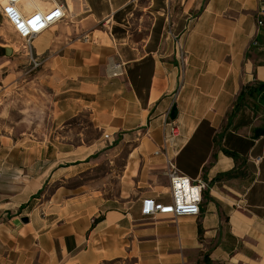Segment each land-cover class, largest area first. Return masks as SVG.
Returning a JSON list of instances; mask_svg holds the SVG:
<instances>
[{
	"label": "crops",
	"instance_id": "1",
	"mask_svg": "<svg viewBox=\"0 0 264 264\" xmlns=\"http://www.w3.org/2000/svg\"><path fill=\"white\" fill-rule=\"evenodd\" d=\"M64 1L66 16L32 41L39 77L62 122L87 111L100 143L121 134L122 150L99 154L120 161L93 187L59 183L27 202L103 147L78 141L48 165L43 142L23 196L0 194V264H264V0ZM168 158L206 182L198 214H141L145 196L170 201Z\"/></svg>",
	"mask_w": 264,
	"mask_h": 264
},
{
	"label": "rangeland",
	"instance_id": "2",
	"mask_svg": "<svg viewBox=\"0 0 264 264\" xmlns=\"http://www.w3.org/2000/svg\"><path fill=\"white\" fill-rule=\"evenodd\" d=\"M4 4L3 0H0ZM63 1V0H58ZM43 7L49 6L47 0H39ZM71 7V0H68ZM26 9L28 8L23 2ZM142 6L135 8V15L142 11ZM19 38L11 26L4 20L0 7V46H18ZM24 54L19 50L9 55L0 49V194L7 191H15L16 200L22 194L27 172L39 170V160L36 157L40 145L48 144V165L56 159V151H66L71 145H86L96 142L97 146L103 145L95 152L97 159H92L89 169L78 175L68 178L51 179L47 177L45 185L40 192L33 193V198L28 200L43 202L54 196L56 185L63 183L65 188H73L81 183L93 187L98 181H102L110 166L118 165L119 159L114 163L109 160V155L99 157L101 152L120 151L121 134L113 135L116 142L100 143L104 140L101 128L94 126L88 117L87 111H81L73 118L62 122L65 116L58 115L54 105L57 102L54 90L47 87L39 77V67H31L25 61ZM114 64V63H113ZM112 64V65H113ZM111 68V65L109 66ZM63 139L70 144H62L57 141ZM72 141V142H71ZM51 142V143H50ZM107 144V146L105 145ZM27 146L32 148V158L25 157ZM9 148L10 152H9ZM29 174V173H28ZM25 188V187H24ZM26 190V189H25ZM21 192V194H20ZM25 193V191H24Z\"/></svg>",
	"mask_w": 264,
	"mask_h": 264
},
{
	"label": "built area",
	"instance_id": "3",
	"mask_svg": "<svg viewBox=\"0 0 264 264\" xmlns=\"http://www.w3.org/2000/svg\"><path fill=\"white\" fill-rule=\"evenodd\" d=\"M0 7L4 20L19 38L18 50L26 56L31 67L41 65L46 57H40L35 53L32 41L38 33L66 16L68 8L66 1L53 0V3L48 7L27 10L23 8L22 0H6V4L0 1ZM262 22L259 20V24ZM83 38L87 39V35L85 34ZM177 51L182 52L180 42H177ZM115 69L118 70L112 71L110 69V72L118 73V65ZM177 132V124L173 121H167L164 139L173 138ZM165 172L170 182V201L162 202L152 196H145L141 200V214L143 216H151L157 213H170L174 216L198 214L206 182L201 178L191 179L170 158L166 160Z\"/></svg>",
	"mask_w": 264,
	"mask_h": 264
},
{
	"label": "bare ground",
	"instance_id": "4",
	"mask_svg": "<svg viewBox=\"0 0 264 264\" xmlns=\"http://www.w3.org/2000/svg\"><path fill=\"white\" fill-rule=\"evenodd\" d=\"M4 1V4H6V0H3ZM25 1V4L27 5L28 8H39V9H42L44 8L42 4H40V2L38 0H24ZM23 2V0H22ZM117 65H115V63L112 65V67L110 68L112 71L113 70H118V69H115Z\"/></svg>",
	"mask_w": 264,
	"mask_h": 264
},
{
	"label": "water",
	"instance_id": "5",
	"mask_svg": "<svg viewBox=\"0 0 264 264\" xmlns=\"http://www.w3.org/2000/svg\"><path fill=\"white\" fill-rule=\"evenodd\" d=\"M12 52V47L11 46H4V53L9 55ZM177 114V107L175 103H172L170 106V109L168 111V115L170 118L174 119Z\"/></svg>",
	"mask_w": 264,
	"mask_h": 264
},
{
	"label": "trees",
	"instance_id": "6",
	"mask_svg": "<svg viewBox=\"0 0 264 264\" xmlns=\"http://www.w3.org/2000/svg\"><path fill=\"white\" fill-rule=\"evenodd\" d=\"M264 84V83H263Z\"/></svg>",
	"mask_w": 264,
	"mask_h": 264
}]
</instances>
